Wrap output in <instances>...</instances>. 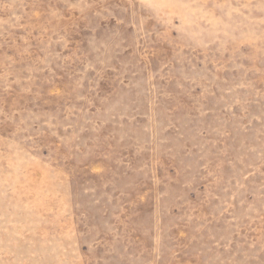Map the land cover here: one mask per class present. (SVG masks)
<instances>
[{"label": "rangeland", "instance_id": "obj_1", "mask_svg": "<svg viewBox=\"0 0 264 264\" xmlns=\"http://www.w3.org/2000/svg\"><path fill=\"white\" fill-rule=\"evenodd\" d=\"M0 264H264V0H0Z\"/></svg>", "mask_w": 264, "mask_h": 264}]
</instances>
